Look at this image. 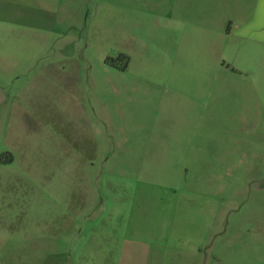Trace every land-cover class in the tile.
Instances as JSON below:
<instances>
[{"label":"rangeland","instance_id":"obj_1","mask_svg":"<svg viewBox=\"0 0 264 264\" xmlns=\"http://www.w3.org/2000/svg\"><path fill=\"white\" fill-rule=\"evenodd\" d=\"M143 2L80 0L76 23L66 25L42 56L18 60L13 77L0 79V206H10L19 219V244L47 238L42 264H104L110 241L103 234L114 239L124 232L126 216L140 201L136 187L182 185L190 167L231 168L226 157L187 159L188 148L196 152L190 139L204 134L218 155L232 152V129L206 134L200 126L223 104L204 95L221 80H207L212 68L198 53L194 33L191 60L163 64L160 71L169 78L161 79L150 6ZM232 2L208 0L207 7L230 10ZM233 130L240 155L247 146L264 151V128ZM239 162L244 174L264 163L256 160L248 170L252 161ZM256 176L251 181L258 182ZM247 196L246 189L241 198ZM76 218L86 223L81 231L96 235L90 253L74 249Z\"/></svg>","mask_w":264,"mask_h":264},{"label":"crops","instance_id":"obj_2","mask_svg":"<svg viewBox=\"0 0 264 264\" xmlns=\"http://www.w3.org/2000/svg\"><path fill=\"white\" fill-rule=\"evenodd\" d=\"M133 1L136 7L137 2H143ZM79 3L0 0V79L13 77L18 60L28 62L42 56L66 25L76 23ZM145 3L152 15L155 53L158 48L153 59L159 77L169 78L168 72L160 71L163 64L191 60L194 33L198 53L212 68L205 75L209 74L207 80L210 84L221 80L217 87L204 89V95L210 102L215 99L223 104L210 109L212 115L200 126L206 134L213 128L232 129V152L218 155L217 149L208 147L212 138L204 134L198 141L190 139V147L196 152L188 148L187 159L202 161L219 156L231 159L232 165L225 171L190 167L182 185L178 181L177 185L148 183L136 187L140 201L136 200L132 214L126 216L124 232L114 239L112 234H103L111 243L115 240L116 246L112 252L109 242L103 253L104 264H264V163H258L259 170L244 174L239 162L252 161L247 165L250 170L257 165L256 160L264 161V151L247 146L240 155V137L238 130H233L246 129L248 133L264 128V0H233L230 10L208 9V0ZM227 99L233 101L231 108L224 106ZM253 173L258 182L251 181ZM246 189L247 198H241ZM80 206L79 202L75 216H79ZM9 207L0 206L6 209L0 211V264H42L47 257V238L19 244L17 237L24 234L15 229L19 219ZM76 224L74 249L90 253L96 235L87 227L81 231L86 223L80 226L79 218ZM81 245L86 248L81 249ZM58 246L54 239L52 247L57 251ZM17 254L24 257L22 262ZM110 256L113 261L106 262Z\"/></svg>","mask_w":264,"mask_h":264}]
</instances>
